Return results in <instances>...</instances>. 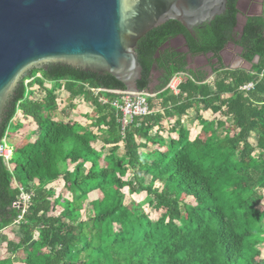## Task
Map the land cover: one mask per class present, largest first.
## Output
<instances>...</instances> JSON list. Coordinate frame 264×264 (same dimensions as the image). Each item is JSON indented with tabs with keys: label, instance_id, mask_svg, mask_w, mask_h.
I'll list each match as a JSON object with an SVG mask.
<instances>
[{
	"label": "trees",
	"instance_id": "trees-1",
	"mask_svg": "<svg viewBox=\"0 0 264 264\" xmlns=\"http://www.w3.org/2000/svg\"><path fill=\"white\" fill-rule=\"evenodd\" d=\"M237 2L226 0L221 16L191 33L168 21L137 42V89L151 95L149 114L123 129L120 112L103 102L113 97L89 91H125L108 74L54 65L19 82L0 144L17 113L36 126L37 138L18 146L13 166L0 157V244L8 256L0 264H264V0L239 32ZM176 37L187 52L164 46ZM228 43L241 49L249 70L212 68L209 82L207 73L187 69V55L218 61ZM37 73L42 80L25 86ZM177 75L174 95L167 85ZM45 82L90 107V128L53 119L56 90ZM34 87L42 100L33 98ZM189 111L199 128L192 139L184 124L193 122ZM125 189L144 200L125 204ZM21 192L29 199L20 210ZM93 193L98 198L89 200ZM14 227L18 236L8 239L4 231Z\"/></svg>",
	"mask_w": 264,
	"mask_h": 264
},
{
	"label": "water",
	"instance_id": "water-1",
	"mask_svg": "<svg viewBox=\"0 0 264 264\" xmlns=\"http://www.w3.org/2000/svg\"><path fill=\"white\" fill-rule=\"evenodd\" d=\"M225 7L226 0H0V124L19 82L54 65L108 74L136 97L137 42L168 21L191 33Z\"/></svg>",
	"mask_w": 264,
	"mask_h": 264
},
{
	"label": "rangeland",
	"instance_id": "rangeland-1",
	"mask_svg": "<svg viewBox=\"0 0 264 264\" xmlns=\"http://www.w3.org/2000/svg\"><path fill=\"white\" fill-rule=\"evenodd\" d=\"M259 1L260 0H257L256 5L254 7H252L250 15L258 13ZM242 9L247 11V9H245L243 7H242ZM244 16H245V14H244ZM239 17L240 18L238 21V29L236 30L237 32H239V28L242 26L243 19H244L243 16H239ZM172 47L173 46L169 45V48H172ZM229 48L233 49V51L235 52L233 55H235L237 57L238 56L237 49H234V47H231V46ZM229 52L232 53L231 51H229ZM207 58L211 59L210 57H207ZM201 59L202 60L204 59L206 61L205 58H201ZM194 63L195 64H193V67H196L200 62L197 63L196 61H194ZM201 65L206 66V64H204V61ZM198 66H200V65H198ZM223 67L228 68V69L249 70V65L246 63H243L242 61H239L237 58H235L234 60H232L229 63L227 62V64H225ZM190 68H191V66H190ZM200 70L207 73V81H209V82L213 81L214 76L211 74L210 70L208 71L207 68H200ZM39 74H41V73H39ZM157 76H158V74L156 72H153V77H152L153 84L151 85V90H152L153 85L155 84V80H156ZM58 85H59L58 82H51V83L48 82L47 88L49 90H51V89L56 90V89H58L57 88ZM210 88L212 89V87H210ZM31 90L32 91H30V92L32 93L33 98L36 101H40L43 99L44 94L39 93L37 91L36 87L32 88ZM55 98H56V111L52 114V117L54 120L65 121V122L66 121H75L79 124L89 126V128H90V126H91L90 125L91 109L89 106H87V104L83 103L81 100H78V99H77L78 101H75L74 103L70 102L69 99L67 98V95H65V92L63 91V89H60V91H58V90L55 91ZM189 114H190L191 118H194L195 114L192 111H189ZM202 116L204 119L212 120L211 115L209 116V113L207 111L203 112ZM26 120L27 119L22 118L19 113H17L15 116V122H18L20 125L22 124L21 127L25 126V128L28 130L33 129L34 130L33 138H36V135H37L36 126L34 124L28 123L27 122L28 120L27 121ZM193 121L195 122L196 120L193 119ZM15 122L14 121L11 122L12 125L9 126V128L7 130V134H6V144H7V147L9 149V152L11 154L9 164L12 166L15 163L16 150H17L18 146H20L24 142H26V140L24 141V139L21 141H18L17 143L14 141V137L16 135V132H20V129H18L17 126H14L16 124ZM195 123L189 122L188 120H185V125H188L190 139H192L199 132V128L196 129V127H195L197 125L193 126V124H195ZM32 132H29V133L32 134ZM163 136H165V134ZM248 140H249V143L251 145L255 144V137L253 135H250ZM100 146H101L100 142H97L95 145L96 148H99ZM106 149L108 150V148H106ZM60 187H61V182H56V184H54V188H55L56 192L59 190ZM122 192L124 194V203L127 205L128 204H138V203L142 202L145 198L144 193H131V192H128L126 189L123 190ZM66 197H68V196L66 195L64 198H66ZM95 198H98V195L96 193L89 195V200H92ZM259 208L264 210V192H263V200L261 201ZM142 209L143 210L145 209V212H147L148 216L151 219H155L157 217L156 215H154L153 211H151V209L149 207H147L146 205L142 206ZM12 229H8V230L4 231V234L7 236L8 239H13V237L18 236L16 228L14 227ZM3 247H4V245L0 244V257L6 258L8 256H6L4 254V248ZM260 248H261V256H264V244H262L260 246Z\"/></svg>",
	"mask_w": 264,
	"mask_h": 264
},
{
	"label": "built area",
	"instance_id": "built-area-1",
	"mask_svg": "<svg viewBox=\"0 0 264 264\" xmlns=\"http://www.w3.org/2000/svg\"><path fill=\"white\" fill-rule=\"evenodd\" d=\"M181 75H177L174 76L169 84L167 85L168 90L174 94L177 95L178 94V90H177V86L179 84V82L181 81ZM36 79H40L41 78V74L37 73L35 74L33 77H29L27 79H25L24 81V85H28L31 82H33ZM48 83V82H47ZM47 83L45 82V86L47 87ZM252 88V84H248L245 87H242L241 90H249ZM36 89H38V87H36ZM89 91L93 94V95H97L99 92H106L108 94L111 95V100L109 99H104V103L110 101V105L113 109H115L116 111H119L122 119H121V127L122 129L127 125V122H130L132 118H140L143 116H146L149 114V110H148V105H147V97L151 96L146 92H139L138 94H136V97H130V96H125L123 95V91H118V90H101V89H89ZM10 152L9 149L7 147L6 144V136L3 138L1 144H0V157L4 160V162H6L7 165H9V161H10ZM20 191H22L21 189H19ZM20 201L22 204L18 203L17 206L21 205L20 210L23 208V205L26 204L28 202L29 197L24 195L21 192V195L19 197ZM22 213H24V211H22ZM21 220V217H19V219L15 222V224H18Z\"/></svg>",
	"mask_w": 264,
	"mask_h": 264
},
{
	"label": "flooded vegetation",
	"instance_id": "flooded-vegetation-1",
	"mask_svg": "<svg viewBox=\"0 0 264 264\" xmlns=\"http://www.w3.org/2000/svg\"><path fill=\"white\" fill-rule=\"evenodd\" d=\"M257 0H254L253 3V7L256 5ZM259 2H262V0H260ZM169 45L173 46L171 49L179 51V52H187V49L184 45V42L181 40V37H176L170 41H168L165 45V47L169 48ZM231 45H226L222 51H220V53L218 54L219 60L215 61V58H211L208 60H202L201 58H203L202 55H197V56H191V55H187L186 60H187V69L192 71V72H197V71H202L200 70V68H207V70L211 72V69L214 68H218V67H223L225 64H227V62H231L232 60H234L235 58H237L235 55H233L235 52L233 51V49L229 48ZM232 47V46H231ZM186 49V50H185ZM234 49H237V47H234ZM229 51H231L232 53H230ZM238 51V49H237ZM208 55V54H207ZM202 60V61H201ZM194 61H196L197 63H199L198 65L200 66H196L193 67ZM206 64V66H202L201 64L203 63ZM202 62V63H201ZM191 66V68H190Z\"/></svg>",
	"mask_w": 264,
	"mask_h": 264
},
{
	"label": "crops",
	"instance_id": "crops-1",
	"mask_svg": "<svg viewBox=\"0 0 264 264\" xmlns=\"http://www.w3.org/2000/svg\"><path fill=\"white\" fill-rule=\"evenodd\" d=\"M253 3H254V0H240V3L238 5V10H239L240 13L242 12L241 13V16H243V18L244 17L246 18V17H249V16H258L259 12L261 11L260 6H261V3L262 2H259V5H258L259 11H258V13L257 14H251L250 15L251 9L253 7ZM242 7L245 8V9H247V11L246 10H243ZM244 14H245V16H244ZM243 21H244V19H243ZM205 120H207V119H205ZM195 122L193 121V123H195ZM184 124H185V121H184ZM195 125H197V122L195 124H193V126H195ZM195 127H196V129H198L197 126H195ZM18 129H20V132H16V135L14 137V141L16 143L18 141L23 140V139H24V141L26 140V142H28V143H31L34 140H36L37 135H36V138H33V135H34V130L33 129L28 130V129L25 128V126H23V127L19 126ZM29 132H32V134H30Z\"/></svg>",
	"mask_w": 264,
	"mask_h": 264
}]
</instances>
